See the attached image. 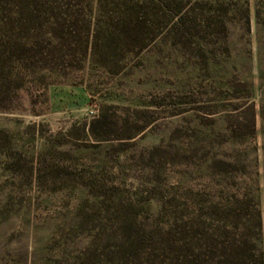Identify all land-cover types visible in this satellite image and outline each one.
I'll list each match as a JSON object with an SVG mask.
<instances>
[{"label":"rangeland","instance_id":"1","mask_svg":"<svg viewBox=\"0 0 264 264\" xmlns=\"http://www.w3.org/2000/svg\"><path fill=\"white\" fill-rule=\"evenodd\" d=\"M230 238L264 259V0H0V264Z\"/></svg>","mask_w":264,"mask_h":264},{"label":"trees","instance_id":"2","mask_svg":"<svg viewBox=\"0 0 264 264\" xmlns=\"http://www.w3.org/2000/svg\"><path fill=\"white\" fill-rule=\"evenodd\" d=\"M237 242L230 238L227 244L190 248L185 258L189 264H264L263 253L254 244L250 248Z\"/></svg>","mask_w":264,"mask_h":264}]
</instances>
